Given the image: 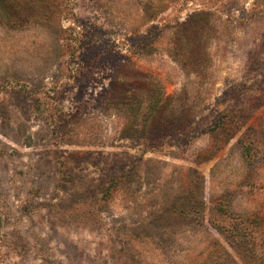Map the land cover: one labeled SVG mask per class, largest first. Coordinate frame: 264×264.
Here are the masks:
<instances>
[{
  "label": "rangeland",
  "instance_id": "374dc122",
  "mask_svg": "<svg viewBox=\"0 0 264 264\" xmlns=\"http://www.w3.org/2000/svg\"><path fill=\"white\" fill-rule=\"evenodd\" d=\"M0 264H264V0H0Z\"/></svg>",
  "mask_w": 264,
  "mask_h": 264
}]
</instances>
